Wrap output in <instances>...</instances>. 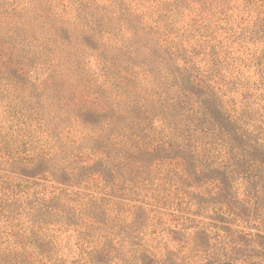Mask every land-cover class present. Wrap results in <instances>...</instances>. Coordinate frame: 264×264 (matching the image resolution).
I'll list each match as a JSON object with an SVG mask.
<instances>
[{
    "label": "rangeland",
    "instance_id": "rangeland-1",
    "mask_svg": "<svg viewBox=\"0 0 264 264\" xmlns=\"http://www.w3.org/2000/svg\"><path fill=\"white\" fill-rule=\"evenodd\" d=\"M52 6L67 13L60 32L51 25L49 31L37 28L48 24L42 14L50 15ZM84 27L93 29L97 40L84 34ZM102 41L114 65L115 80L107 95L120 116L130 110L132 118L118 117L129 127L146 119V95L166 81L154 59L162 49L175 58V64L166 60L167 69L187 63L209 69L237 99L247 92L255 95L261 90L258 83L264 82V0H0V43L9 75L16 79L15 84L0 81V264H78L101 242L82 235L73 224L60 226L49 216L32 218L27 209L63 188L66 198L104 194L100 177L91 186L81 176L71 179L76 163L86 161L88 151L93 153L110 135L99 128L112 111L77 113L83 85L92 82L84 63L95 66L89 55L78 61L84 53L81 43L98 48ZM146 74L154 77L149 87ZM39 153L48 154L51 164L42 166L47 171L20 166L19 159ZM143 159L146 163L143 153L130 163L117 158L103 169L114 183L111 216L120 264H135L140 247L153 238L157 255L163 253L169 236L150 234L161 220L177 225L169 215L147 211L156 208L149 197L158 192L148 180L157 173ZM94 164L91 169L102 168ZM82 201L69 205L71 213ZM209 215L194 212L196 235H204V229L209 235H227L217 227L225 223Z\"/></svg>",
    "mask_w": 264,
    "mask_h": 264
},
{
    "label": "trees",
    "instance_id": "trees-1",
    "mask_svg": "<svg viewBox=\"0 0 264 264\" xmlns=\"http://www.w3.org/2000/svg\"><path fill=\"white\" fill-rule=\"evenodd\" d=\"M65 14L66 11H56L52 6L50 15L42 14L48 24L37 28L49 31L53 26L60 32L65 28L61 18ZM84 34L97 40L89 27H84ZM98 44L96 48L81 43L84 53L78 55V61L89 55L95 59V66L88 60L84 63V71L92 82L83 85L77 113L100 115L112 111L99 128L101 133L110 135L101 147L92 148L93 153L88 151L86 161L76 163L71 179L81 176L91 186L100 177L105 185L104 194H92L85 199L77 193L76 199L71 194L66 198L67 190L63 188L59 195L38 199L27 213L32 218L39 215L42 220L49 216L60 226L73 224L82 235H93L95 241H101L87 255L91 257L78 264H120L111 216L114 195L110 192L114 183L105 177L103 169L114 165L117 158L132 162L134 156L143 153L146 163L144 159L142 162L157 173L156 178L148 180L158 192L149 197L156 208L147 211L169 215L177 225L167 226L164 220L162 225L153 224L150 235H168L166 247L157 255L156 238L147 240L140 247L135 264H264V82L258 83L261 90L255 95L247 92L237 99L209 69L188 63L179 69H167L166 60L175 64V58L160 48V55L154 59L160 65V77L166 81L157 91L146 95V119L129 127L128 123H120L118 117L132 118L130 110H122L125 114L120 116L107 95L115 80L113 59L108 56L110 49L103 41ZM150 49L146 38L147 60ZM153 78L146 74V87ZM4 79L11 84L16 82L8 72L5 45L0 43V81ZM18 162L20 166L43 171H47L44 164H51L47 153ZM94 163H101L102 168L91 169ZM124 195L127 198L130 193L125 191ZM79 201L80 208L88 209L79 208L71 213L69 205ZM163 207L173 211L162 210ZM196 210L224 222L217 227L228 234L209 235L204 229V235H196L192 217ZM74 218L76 221H71Z\"/></svg>",
    "mask_w": 264,
    "mask_h": 264
}]
</instances>
